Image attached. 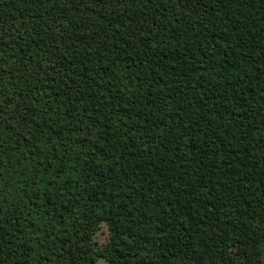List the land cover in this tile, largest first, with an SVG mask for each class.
I'll list each match as a JSON object with an SVG mask.
<instances>
[{"label":"trees","instance_id":"trees-1","mask_svg":"<svg viewBox=\"0 0 264 264\" xmlns=\"http://www.w3.org/2000/svg\"><path fill=\"white\" fill-rule=\"evenodd\" d=\"M262 113L264 0H0V264H264Z\"/></svg>","mask_w":264,"mask_h":264},{"label":"rangeland","instance_id":"rangeland-1","mask_svg":"<svg viewBox=\"0 0 264 264\" xmlns=\"http://www.w3.org/2000/svg\"><path fill=\"white\" fill-rule=\"evenodd\" d=\"M258 130L264 135V113L259 114L256 117V127L254 128V131H258ZM94 238L98 244L106 242L108 238V231L106 226L102 225L100 229L96 232ZM262 259L264 261V253L262 255ZM94 264H109V263L103 258H98Z\"/></svg>","mask_w":264,"mask_h":264}]
</instances>
